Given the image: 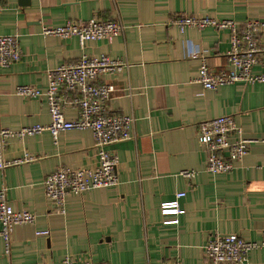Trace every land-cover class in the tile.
Wrapping results in <instances>:
<instances>
[{
  "label": "crops",
  "instance_id": "0c3cea01",
  "mask_svg": "<svg viewBox=\"0 0 264 264\" xmlns=\"http://www.w3.org/2000/svg\"><path fill=\"white\" fill-rule=\"evenodd\" d=\"M0 33L18 34L22 56L0 66V121L19 129L51 117L45 98L22 96L19 84L45 90L47 71L76 61L82 53L106 54L128 63L99 80L117 87L109 109L131 114L134 137L112 143L119 157V183L69 194L66 213L49 212L44 179L59 167H93L100 157L90 129H67L55 140L49 130L10 139L4 158L26 153L29 161L0 168V188L15 209L37 214L34 223L13 227L9 243L0 238V264H63L66 255L95 264H207L205 245L213 235L237 234L264 241V83L236 81L216 89L196 81L205 58L211 69L228 66L230 30L213 26L182 31L176 15H209L264 21V0H0ZM94 17L118 19L121 34L89 40L76 35H45L43 26ZM264 44V28L260 31ZM204 55H194L193 52ZM264 70V53L254 65ZM131 88V89H129ZM69 98L71 92H67ZM68 119L78 116L65 106ZM233 115L252 139L248 153L229 172L206 170V151L199 140L200 121ZM194 169L193 178L182 175ZM179 198L185 211L164 215L161 203ZM177 219L176 222L168 220ZM49 229L50 233L38 231ZM264 264V247L248 253Z\"/></svg>",
  "mask_w": 264,
  "mask_h": 264
},
{
  "label": "built area",
  "instance_id": "2783aa9c",
  "mask_svg": "<svg viewBox=\"0 0 264 264\" xmlns=\"http://www.w3.org/2000/svg\"><path fill=\"white\" fill-rule=\"evenodd\" d=\"M4 7L0 1V10ZM182 31L188 27L204 29L213 26L217 29L230 30L231 48L227 52L228 66L218 71L210 68L205 58L198 68L196 81L205 88L216 89L226 83L236 81L263 82L264 70L255 72L254 65L259 61V54L264 53V44L260 41V31L264 21L248 19L243 25L233 19H221L209 15L197 16L180 13L171 19ZM124 25L118 19L94 17L86 21L68 20L55 26H43L45 35H58L66 38L76 35L82 48L89 40L110 38L121 34ZM194 55H204L194 51ZM22 50L18 34L0 33V66L7 67L18 61ZM128 63L120 58L106 54L82 55L74 62L62 63L47 71L48 85L41 90L30 84H19L15 92L22 96L45 98L51 120L47 124L37 123L12 129L5 127L0 121V168L29 161L34 157L26 153L23 157L6 160L3 156L10 139H24L27 136L49 130L55 140L61 131L77 128L90 129L94 135V146L100 157L99 163L93 167H59L44 179L46 197L50 203L49 212L66 213V199L71 193L80 194L97 187L115 186L119 183L116 171L119 163L118 155L109 146L117 141L134 137L132 131L134 116L112 112L108 102L112 99L117 87L113 83L99 80L104 73H115ZM131 89V88H129ZM67 92L72 93L69 98ZM74 105L78 116L68 119L65 114L66 105ZM197 134L206 151V170L211 173L232 171L236 162L249 151L252 139L244 135L243 128L238 125L233 115L224 114L198 123ZM261 140L264 142V133ZM264 166V163L262 164ZM182 175L193 178L197 171L185 169ZM186 194L178 191L176 198L161 203L164 215L184 213L179 205V198ZM37 214L28 209H15L6 193L0 188V238L9 243L13 227L20 223H34ZM177 219L168 220L176 222ZM49 234V229L38 231ZM264 247V241H252L237 234L216 233L205 245L207 264H255L248 259V253L255 248ZM63 264H95L90 259L81 260L66 255ZM104 264V263H99ZM176 264H181L177 262ZM259 264V263H258Z\"/></svg>",
  "mask_w": 264,
  "mask_h": 264
}]
</instances>
